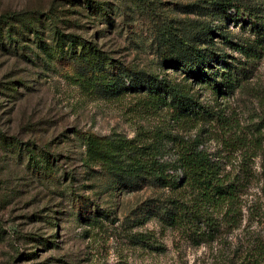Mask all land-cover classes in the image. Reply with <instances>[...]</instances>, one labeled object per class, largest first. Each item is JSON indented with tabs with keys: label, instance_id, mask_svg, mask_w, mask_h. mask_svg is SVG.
<instances>
[{
	"label": "rangeland",
	"instance_id": "rangeland-1",
	"mask_svg": "<svg viewBox=\"0 0 264 264\" xmlns=\"http://www.w3.org/2000/svg\"><path fill=\"white\" fill-rule=\"evenodd\" d=\"M236 1L264 9V0ZM151 9L183 35L223 26L231 39L250 37L242 21L221 23L209 0H0V16H24L27 28L51 40L56 27L97 44L121 71L162 77L166 51L149 20ZM48 38L45 43L54 44ZM225 50L230 61L246 60ZM34 55L25 60L0 49V264H264V57L253 77L223 100L207 88L192 91L225 114L219 124L197 126L140 105L130 92L113 97L84 84L69 57L49 62ZM91 134L154 146L162 163L199 136L224 173L244 182L236 219L215 241L200 245L149 219L148 201L168 192L134 190L125 187L128 178L116 182L98 167H85L83 135Z\"/></svg>",
	"mask_w": 264,
	"mask_h": 264
},
{
	"label": "trees",
	"instance_id": "trees-1",
	"mask_svg": "<svg viewBox=\"0 0 264 264\" xmlns=\"http://www.w3.org/2000/svg\"><path fill=\"white\" fill-rule=\"evenodd\" d=\"M209 2L219 11L213 15L221 23L237 25L242 21V29L249 32L250 37L231 39L223 26L216 30L203 29L195 36L183 35L178 33L172 20L151 9L149 20L166 51L162 60L165 76L162 77L121 71L112 59L104 57L97 44L65 36L56 27L52 29L51 40L50 35L48 38L38 29L27 28L26 18H16L15 14L0 16V49L25 60L40 53L49 62L69 57L80 67L79 79L105 95L120 97L130 92L142 100L140 105L166 111L175 121L194 122L197 126L219 124L225 114L204 106L192 91L207 88L223 100L253 77L257 61L264 57V9L236 0ZM104 11L99 12L104 16ZM17 19L23 27L14 22ZM45 37L54 44L47 45ZM26 42L39 52L26 46ZM218 44L224 46L218 47ZM227 47L238 51L246 60L233 58L230 61L225 52ZM173 75L181 78L178 84L170 79ZM125 79H129V86ZM83 138L87 148L85 167L89 170L98 167L116 182L124 183L128 178L125 187L134 190L155 187L167 191L164 197L148 201L149 219L156 218L168 228L181 230L196 245L215 241L224 224L236 219L235 207L244 182L224 173L221 159L201 148L199 136L178 145L174 160L166 163L159 161L154 146H143L135 140H104L93 134L83 135Z\"/></svg>",
	"mask_w": 264,
	"mask_h": 264
}]
</instances>
